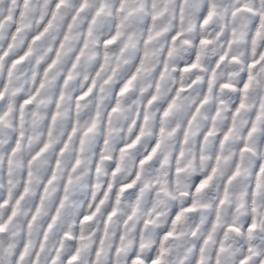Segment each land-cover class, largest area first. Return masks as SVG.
Returning a JSON list of instances; mask_svg holds the SVG:
<instances>
[{
	"label": "clouds",
	"instance_id": "obj_1",
	"mask_svg": "<svg viewBox=\"0 0 264 264\" xmlns=\"http://www.w3.org/2000/svg\"><path fill=\"white\" fill-rule=\"evenodd\" d=\"M0 264H264V0H0Z\"/></svg>",
	"mask_w": 264,
	"mask_h": 264
}]
</instances>
